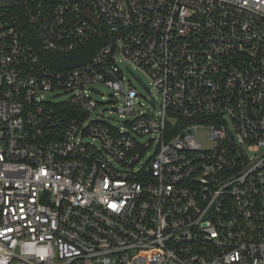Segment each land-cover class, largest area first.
<instances>
[{
    "label": "built area",
    "instance_id": "2783aa9c",
    "mask_svg": "<svg viewBox=\"0 0 264 264\" xmlns=\"http://www.w3.org/2000/svg\"><path fill=\"white\" fill-rule=\"evenodd\" d=\"M0 264H264V0L1 6Z\"/></svg>",
    "mask_w": 264,
    "mask_h": 264
},
{
    "label": "rangeland",
    "instance_id": "374dc122",
    "mask_svg": "<svg viewBox=\"0 0 264 264\" xmlns=\"http://www.w3.org/2000/svg\"><path fill=\"white\" fill-rule=\"evenodd\" d=\"M123 73L124 77L126 78V87L133 86L136 88V90L140 93V97L138 98V101L135 104V111L136 114H139L141 112H146L148 110V99L147 97L151 94L147 89H145L141 83L138 81L137 77H140V74L135 71L132 67L127 66L123 67ZM147 84L149 82L145 80ZM96 89L102 93V95L95 97V99L102 103L100 108L98 109V113L103 112L105 117H109L111 119V123L114 124L113 126H120L122 123V120L120 119V113H118V110L121 108L122 99H118V97L115 96L114 92H112L110 89L105 87L104 85H98L96 86ZM55 95L51 94L49 97L58 102V101H65L69 99V94H62L59 97L53 98ZM159 109L153 110V112H158ZM202 139L204 140L205 144H207L208 140L205 134H202ZM147 138H144L145 140Z\"/></svg>",
    "mask_w": 264,
    "mask_h": 264
},
{
    "label": "water",
    "instance_id": "95a60500",
    "mask_svg": "<svg viewBox=\"0 0 264 264\" xmlns=\"http://www.w3.org/2000/svg\"><path fill=\"white\" fill-rule=\"evenodd\" d=\"M11 0H0V7L1 6H7L10 3ZM87 18L90 19L96 26H98V19L96 16H90L87 14Z\"/></svg>",
    "mask_w": 264,
    "mask_h": 264
}]
</instances>
